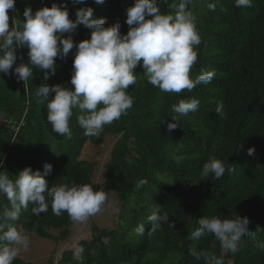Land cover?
Segmentation results:
<instances>
[{"label": "trees", "instance_id": "trees-1", "mask_svg": "<svg viewBox=\"0 0 264 264\" xmlns=\"http://www.w3.org/2000/svg\"><path fill=\"white\" fill-rule=\"evenodd\" d=\"M161 0L160 10L168 13V4ZM178 2V0H177ZM17 19L31 7L33 13L53 3L67 4L69 18L75 20L78 8L91 7L94 18H106L105 27L119 22L126 34V9L134 0H17ZM215 10L204 15L202 44L193 76L201 70H216L211 83H201L192 92L163 93L147 82L143 67L134 70L137 83L129 85L128 94L134 104L126 115L105 125L99 137L86 136L77 122L78 110L70 119L71 139L57 135L47 121L46 105L37 103V87L70 83L76 48L61 60L56 58V71L47 81L44 73L34 69L25 83L14 74L15 67L28 63L27 48L17 49L16 64L9 74L0 73V170L10 178L25 167L44 174L45 165L52 171L45 176L49 186L59 183H89L94 190L113 191L123 202L120 223L116 229L95 225L93 237L83 239L80 258L74 250H66L59 264H206L190 255V248L208 250L222 256L225 264H264V251L256 245L264 242V0H253L252 7H236L235 0H213ZM190 8V6H189ZM12 20L10 19V27ZM91 30L78 25L72 35L75 43L90 39ZM50 95H54L51 93ZM198 98L200 108L180 118V125L169 132L172 105L181 99ZM223 103V116L215 112ZM20 126L19 130L16 128ZM108 135L121 136L108 163V178L102 184L93 181L95 164L80 159L86 143L101 144ZM254 149L249 155L248 150ZM212 156L226 166L234 167L220 179L201 175L203 164ZM177 157H183L180 164ZM132 163H127V160ZM146 179L140 189L135 184ZM8 205L0 197V211ZM153 205L162 207L174 227L163 224L153 237L147 235V219ZM29 204L18 221L12 222L29 233L57 242L67 240L74 223L68 214L61 216L49 209L39 216ZM248 217L250 235L242 240L240 250L222 253L214 236L194 241L191 233L198 220L205 216ZM143 225L145 235L136 229ZM59 231L54 235L52 230ZM215 245V247H213ZM13 264H33L16 258Z\"/></svg>", "mask_w": 264, "mask_h": 264}, {"label": "clouds", "instance_id": "clouds-1", "mask_svg": "<svg viewBox=\"0 0 264 264\" xmlns=\"http://www.w3.org/2000/svg\"><path fill=\"white\" fill-rule=\"evenodd\" d=\"M101 4L104 0H95ZM167 3V0H163ZM16 0H0V73L9 74L16 64L17 49L27 48L28 63L21 62L14 69L18 80L24 83L32 79L34 69L44 73L47 81L56 71V58L65 59L75 46L70 83L72 87L56 84L49 87L46 83L37 87V103L46 105L47 121L57 135L71 139L70 119L74 109L78 125L86 136L99 137L105 125H111L126 115L133 107L134 98L128 94L129 85L137 83L134 71L142 66L147 82L163 93L180 94L192 92L201 83L209 84L216 70H201L194 77L192 67L198 60V46L202 37L197 28V19L189 6L193 0H173L168 4L169 12L160 10L161 0H134L126 9V24L129 29L121 34V24L116 22L105 27L106 18H94L91 7L76 10L75 20L69 18L67 4L53 3L51 7H42L33 13L31 7L23 11L24 19H12L10 27L9 10L16 11ZM73 4H82L84 0H72ZM236 7H252L253 0H235ZM215 10V4H209ZM91 30L90 39L75 43L72 35L78 25ZM54 93V95H50ZM200 108V100L192 97L181 99L172 105L175 123H168L171 132L180 125V118L195 113ZM215 112L223 116V103L219 102ZM254 149H249L251 155ZM183 157H177L180 164ZM131 164L132 160H127ZM52 171V165L46 164L42 175L39 170L25 167L10 178L8 172L0 170V197H5L8 205L0 211V264H13L23 251L31 246V235L27 230L18 228L14 223L21 217L22 211L34 205L31 212L37 216L46 213L51 200L52 213L61 216L66 212L74 224H83L101 212L107 200L104 189L94 190L89 183H59L49 186L45 176ZM232 173L234 167L210 157L202 166L201 175L210 174L220 179L225 172ZM140 179L135 188L147 184ZM150 228L149 237H153L163 224L174 227L166 211L159 205L150 208L147 217ZM248 217L220 218L216 215L205 216L198 220V227L191 233L194 241L214 236L219 242L222 253L235 254L240 250L242 240L251 234ZM33 229V234H34ZM136 232L145 235L140 225ZM215 247V245H213ZM256 247L264 251V242ZM82 246L75 248V254L83 253ZM195 259L203 258L206 264H225L208 250L190 248Z\"/></svg>", "mask_w": 264, "mask_h": 264}, {"label": "rangeland", "instance_id": "rangeland-1", "mask_svg": "<svg viewBox=\"0 0 264 264\" xmlns=\"http://www.w3.org/2000/svg\"><path fill=\"white\" fill-rule=\"evenodd\" d=\"M212 1L213 0H193V3L190 5V10L197 19V28L200 35L204 15L208 12V5L210 3L212 4ZM199 49L200 45L198 46V53ZM120 137L119 135H108L101 144L88 141L84 146L80 159L95 164L92 177L96 184H102L107 181L109 174L108 163L111 159L113 148ZM105 192L107 193V200L102 211L90 217L86 223L74 224L71 227V235L67 240L57 242L54 239L43 238L28 232L31 235V246L27 252L22 251L17 258L33 264H59L66 250L75 251V248L79 246L81 240L91 239L93 237V228L95 225L102 229H116L120 223L123 202L113 191L108 190ZM51 232L54 235L59 234V231L54 229ZM75 255L78 258L81 256L80 254Z\"/></svg>", "mask_w": 264, "mask_h": 264}, {"label": "built area", "instance_id": "built-area-1", "mask_svg": "<svg viewBox=\"0 0 264 264\" xmlns=\"http://www.w3.org/2000/svg\"><path fill=\"white\" fill-rule=\"evenodd\" d=\"M15 8H16V11L15 12H13L12 10H9V17H10V19L12 20V19H14V18H16L17 19V12H18V3H17V0H16V3H15ZM19 128H20V126H18L17 128H16V130H19Z\"/></svg>", "mask_w": 264, "mask_h": 264}]
</instances>
